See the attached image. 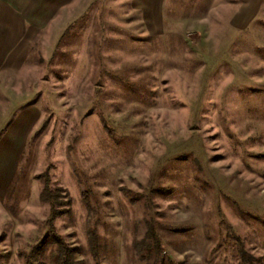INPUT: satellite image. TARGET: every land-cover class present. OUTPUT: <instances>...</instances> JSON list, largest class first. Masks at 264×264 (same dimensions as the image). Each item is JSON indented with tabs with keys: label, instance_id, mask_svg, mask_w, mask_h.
I'll return each instance as SVG.
<instances>
[{
	"label": "rangeland",
	"instance_id": "1",
	"mask_svg": "<svg viewBox=\"0 0 264 264\" xmlns=\"http://www.w3.org/2000/svg\"><path fill=\"white\" fill-rule=\"evenodd\" d=\"M47 1L0 0L27 14L0 47V264L45 234V177L74 264H142L149 226L181 264H264V0Z\"/></svg>",
	"mask_w": 264,
	"mask_h": 264
},
{
	"label": "trees",
	"instance_id": "2",
	"mask_svg": "<svg viewBox=\"0 0 264 264\" xmlns=\"http://www.w3.org/2000/svg\"><path fill=\"white\" fill-rule=\"evenodd\" d=\"M40 189L39 198L46 203L49 209L46 220L47 230L43 237L29 248L25 255V264H45L46 255L53 259V264H74L75 249L68 247L63 239L56 233L53 220L57 212L56 197L48 188V179L45 177ZM94 233V231H93ZM97 236L91 232L92 254L95 253ZM95 247V248H94ZM134 250L142 259V264H181L161 254L159 243L154 230L149 226L143 237L133 244Z\"/></svg>",
	"mask_w": 264,
	"mask_h": 264
},
{
	"label": "crops",
	"instance_id": "3",
	"mask_svg": "<svg viewBox=\"0 0 264 264\" xmlns=\"http://www.w3.org/2000/svg\"><path fill=\"white\" fill-rule=\"evenodd\" d=\"M50 3L49 0L45 4V11L43 14H50L53 15V9L56 7L61 8L66 5H68L73 0H51ZM19 12V13H18ZM15 13L14 10H12V7L10 8L8 5L6 6L5 3H0V22L9 19L12 21L8 25H5L4 23L0 25V47L4 46H15L16 43H18L22 37H23V28H22V19L27 17V14L24 10L18 11ZM55 13V12H54ZM66 18L68 17L67 14L65 15Z\"/></svg>",
	"mask_w": 264,
	"mask_h": 264
}]
</instances>
